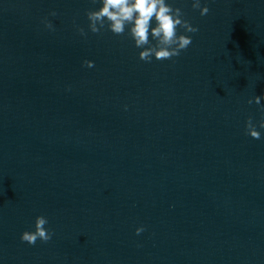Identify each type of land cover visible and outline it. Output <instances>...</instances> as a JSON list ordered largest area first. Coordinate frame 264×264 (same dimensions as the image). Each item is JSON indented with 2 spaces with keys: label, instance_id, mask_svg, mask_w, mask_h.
<instances>
[{
  "label": "clouds",
  "instance_id": "9594fccd",
  "mask_svg": "<svg viewBox=\"0 0 264 264\" xmlns=\"http://www.w3.org/2000/svg\"><path fill=\"white\" fill-rule=\"evenodd\" d=\"M97 3V0H92ZM101 7L90 9L86 12L89 21L88 29L94 33H100L106 26L114 35L121 36L127 29L128 36L134 41L135 47L142 49L139 52V59L151 62L156 60H172L180 56L181 52L187 50L192 44V36L178 34V29H183L184 33H197L199 28L184 18V12L179 7H173L167 0H99ZM192 8L199 10L201 16H206L210 8L205 2L202 6L201 0H192ZM49 15L57 16L56 11H51ZM153 21L155 26H153ZM45 28L54 31L51 21L45 17L42 20ZM77 27L81 36H87L83 27ZM153 41L155 43H153ZM84 66L94 67V62L85 60ZM264 94L255 96L248 100L260 106V111L264 113V105L261 100ZM127 108V106H125ZM259 128L264 129V118L259 121ZM246 134L253 139H260L261 132L257 130V124L250 116L245 124ZM49 221L45 215H38L34 221V231H24L20 239L29 245H35L37 240L47 243L54 232L46 227ZM145 231L144 226L137 227V235Z\"/></svg>",
  "mask_w": 264,
  "mask_h": 264
}]
</instances>
